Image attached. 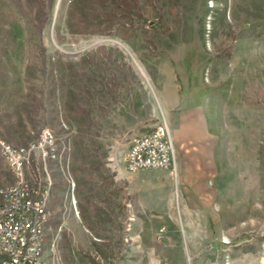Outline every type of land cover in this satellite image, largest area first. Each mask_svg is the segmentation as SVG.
<instances>
[{"label":"rangeland","instance_id":"rangeland-1","mask_svg":"<svg viewBox=\"0 0 264 264\" xmlns=\"http://www.w3.org/2000/svg\"><path fill=\"white\" fill-rule=\"evenodd\" d=\"M72 2L55 0L40 28L24 0H0V131L11 121L25 133L0 139L26 147L49 129L57 148L46 160L33 152L26 168L50 186L43 264L259 263L264 0H133L111 24L97 3V20L78 22ZM192 110L214 150L195 180L174 163L127 170L134 135L171 132ZM14 180L0 152V189ZM166 196L165 211L149 204Z\"/></svg>","mask_w":264,"mask_h":264},{"label":"built area","instance_id":"built-area-1","mask_svg":"<svg viewBox=\"0 0 264 264\" xmlns=\"http://www.w3.org/2000/svg\"><path fill=\"white\" fill-rule=\"evenodd\" d=\"M35 151L43 160L56 156L54 136L49 129L42 131L31 148L12 146L7 140L0 139V152L15 176L13 182L0 189V254L10 253V260L0 264H41L36 259L35 247L38 227H31V218H36V205L44 186L32 184L26 175V168ZM125 159L130 172L171 167L175 150L168 126L159 125L134 135ZM45 220L48 221V215ZM165 230V227L161 228V231ZM223 241L230 242L225 238ZM260 248L264 264V243L260 244Z\"/></svg>","mask_w":264,"mask_h":264},{"label":"crops","instance_id":"crops-1","mask_svg":"<svg viewBox=\"0 0 264 264\" xmlns=\"http://www.w3.org/2000/svg\"><path fill=\"white\" fill-rule=\"evenodd\" d=\"M178 114V120L170 132L174 150L175 143L179 150L178 158L174 159V167L183 179L185 176V179L193 181L197 175L196 167L209 165L210 154H213L214 150L211 151L210 147L206 117L197 110ZM167 199L168 196L161 200L153 199L149 204L165 211L170 204ZM257 264H262L261 258Z\"/></svg>","mask_w":264,"mask_h":264},{"label":"trees","instance_id":"trees-1","mask_svg":"<svg viewBox=\"0 0 264 264\" xmlns=\"http://www.w3.org/2000/svg\"><path fill=\"white\" fill-rule=\"evenodd\" d=\"M24 1L35 9V15H34L35 25L40 26V28L46 26L50 20L52 9L55 4V0H24ZM95 3H97V6L101 5L102 7H104V9L108 8V11H112V14L107 12L104 15V19L108 20L109 24H111L113 18L117 16L116 11H125L127 10V8H131L132 5L134 4L133 0H73L72 14L76 13L78 15V22L90 23V24L94 23L98 18V15L95 14L96 12L94 10L96 7ZM70 26L71 28H74L75 23L70 22ZM27 74L29 76L32 75L30 69L27 72ZM33 90L34 88L32 87L29 88V92L27 93L28 100L22 103L24 105V108L26 109L29 107V104H33L35 102L36 94H34ZM17 122L21 126H24L21 113L18 115ZM12 125L13 123L11 121H8V123L5 125V131L2 130L0 131V133L9 140L17 139L16 138L17 136L25 135L24 131H22L21 134H17V131L12 128ZM81 146H82V142L77 143L76 146L77 152L80 151L79 148H81ZM83 211H84L83 216L85 218H88V216L85 213L86 210L84 208Z\"/></svg>","mask_w":264,"mask_h":264},{"label":"bare ground","instance_id":"bare-ground-1","mask_svg":"<svg viewBox=\"0 0 264 264\" xmlns=\"http://www.w3.org/2000/svg\"><path fill=\"white\" fill-rule=\"evenodd\" d=\"M31 147H32V143L24 148H31ZM49 196H50V186L45 185L44 188L42 189V193H40V197L36 205V218H31V227H38V235L35 240V247L37 248L36 259L41 261V264H43V252L45 246V228L47 223L45 217H47L48 214L47 205L49 201ZM9 260H10V253L0 254V263Z\"/></svg>","mask_w":264,"mask_h":264}]
</instances>
